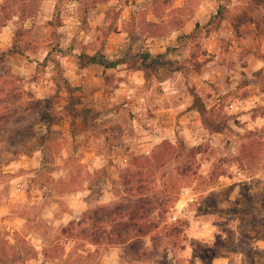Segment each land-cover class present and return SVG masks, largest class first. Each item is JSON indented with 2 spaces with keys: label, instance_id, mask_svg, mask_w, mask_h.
Listing matches in <instances>:
<instances>
[{
  "label": "rangeland",
  "instance_id": "374dc122",
  "mask_svg": "<svg viewBox=\"0 0 264 264\" xmlns=\"http://www.w3.org/2000/svg\"><path fill=\"white\" fill-rule=\"evenodd\" d=\"M27 1L39 10L24 23L29 47L14 52L17 27H4L0 72L33 101L53 96L63 72L77 90L70 96L62 87L57 113L73 99L88 118L53 126L44 150L46 128L38 127L14 160L13 149L0 145V247L10 241L21 253L7 264H150L126 262L120 247L96 251L76 239L61 241L63 257L45 254L63 225L123 201L124 165L166 140L183 154L169 172L182 160L188 165L199 146L192 169L204 177L185 180L172 195L164 218L181 235L164 239L159 264H264V8L249 0ZM99 50L136 65L150 54V83L143 87L145 70L133 74L127 65L81 67L82 51ZM192 87L210 117L227 116L224 133H210L191 108ZM245 152L262 158L249 161ZM29 245L34 254L23 255Z\"/></svg>",
  "mask_w": 264,
  "mask_h": 264
},
{
  "label": "trees",
  "instance_id": "16d2710c",
  "mask_svg": "<svg viewBox=\"0 0 264 264\" xmlns=\"http://www.w3.org/2000/svg\"><path fill=\"white\" fill-rule=\"evenodd\" d=\"M78 1L80 4L84 2L86 4L89 1L88 6L92 2H106L107 0ZM249 1L257 8H264V0ZM37 9L32 2L27 0H4L0 3V32L9 23H15L17 27L14 31L12 45L14 52L26 54V49L29 46H24V38L28 36V30L24 23L32 17L35 18L39 11ZM220 12L221 10H219ZM88 13L89 10L86 9L85 14ZM84 22H86V18L82 20V23ZM185 22L181 21L180 28H183ZM143 57L144 60L141 64L136 65V61L128 58L112 60L99 50L94 54L82 51L78 59L83 68L90 64H97L105 69H118L125 65L131 71L144 69L149 84L151 78L149 71L153 66L145 61L151 55L146 54ZM7 75H9L7 71L0 72V145H4L3 147L7 149H13L15 158L11 160L17 159L20 152H27L25 147L36 136L38 127L46 128L41 136L43 139L42 150H44V145L50 144L48 136L51 134L53 126L63 125L65 122L75 125L77 119L86 123L87 112L84 109H77L76 103L73 104V99L62 107L60 110L62 115L59 116L57 113L56 102L60 101L59 94L62 87L70 96H73L77 90L63 72H58L55 79L58 88L56 93L48 98L34 96V101L29 100L25 93H21L20 89H15L14 80H10L11 77H7ZM193 96V107L201 114L202 121L210 133H224L228 128L227 116H221L219 120L210 117L209 110L211 108L204 102L200 94L193 90ZM16 102L18 104H13ZM37 113L38 116H35ZM263 130L264 127L261 128L262 132ZM167 141H163L156 152L148 155L140 154V152L135 154L130 164L120 173V178L123 180L122 196L124 200L115 205H102L89 209L82 213L79 219H73L63 225L60 236L55 239L53 246L51 244L50 250L46 252V259L63 257L66 250L65 246L61 245V241L76 239L96 246V251L101 247H120L122 248V257L128 263L147 261L150 264H159L162 261L160 259L161 247L166 242L164 239L170 241L171 238L181 235V232L173 230L164 218L168 212L167 209L173 206L172 195L185 180L204 177L192 169L193 165L197 163V156L200 155L199 146L193 147V151L189 152L188 165L182 160L179 166L169 172V165L181 158L183 154L178 152V147L172 146ZM245 156L249 161L256 162L261 160L262 153L245 152ZM47 159L44 152L42 164H46ZM175 171L177 178L167 177L168 173L172 174ZM67 174L69 177L68 171ZM219 174L222 175V173ZM148 237H151V246L147 240ZM14 239L16 238L14 237ZM24 241L28 244L26 240ZM6 243L7 246L0 247V264H7L11 257L21 254L15 250V246L10 241ZM96 251L92 253L94 254ZM34 252L35 249L29 245L22 254L27 256Z\"/></svg>",
  "mask_w": 264,
  "mask_h": 264
},
{
  "label": "crops",
  "instance_id": "0c3cea01",
  "mask_svg": "<svg viewBox=\"0 0 264 264\" xmlns=\"http://www.w3.org/2000/svg\"><path fill=\"white\" fill-rule=\"evenodd\" d=\"M1 3H2V2H1ZM114 70H116V69H114ZM142 70L144 71V69H139V70L132 71V73H133V74L143 73ZM130 71H131V70H130ZM145 72H146V71H145ZM145 72H144V76L141 74V75H142V78H143V80L141 81V82H142L141 85H142L143 87H145V86L147 85V83H148V81H147V77L145 76ZM196 72H197V71H196ZM193 90H195V91L198 92L199 94H200V91H199L198 89H196L195 87H192V89H191V91H190V94L192 95V99H193V100H192V104H191V105H192L191 108H192V109H195V108L193 107V101H194ZM195 110H197V109H195ZM197 111H198V110H197ZM148 135H151V134H148ZM134 155H135V154H134ZM134 155H133V156H134ZM15 162L17 163V161H15ZM16 163H15V165H19V164H16ZM39 163H41V162L39 161ZM124 166L126 167V165H124ZM127 166H128V165H127ZM66 174H67V173H66ZM67 175H68V174H67ZM81 207H82V206H80V208H81Z\"/></svg>",
  "mask_w": 264,
  "mask_h": 264
},
{
  "label": "built area",
  "instance_id": "2783aa9c",
  "mask_svg": "<svg viewBox=\"0 0 264 264\" xmlns=\"http://www.w3.org/2000/svg\"><path fill=\"white\" fill-rule=\"evenodd\" d=\"M186 190H187V191H190V188H187Z\"/></svg>",
  "mask_w": 264,
  "mask_h": 264
}]
</instances>
